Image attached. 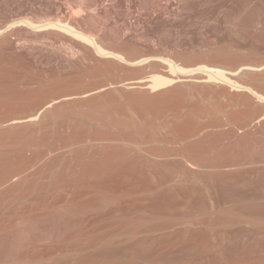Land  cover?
<instances>
[{
	"label": "rangeland",
	"instance_id": "1",
	"mask_svg": "<svg viewBox=\"0 0 264 264\" xmlns=\"http://www.w3.org/2000/svg\"><path fill=\"white\" fill-rule=\"evenodd\" d=\"M0 31V264H264V0H0Z\"/></svg>",
	"mask_w": 264,
	"mask_h": 264
},
{
	"label": "bare ground",
	"instance_id": "2",
	"mask_svg": "<svg viewBox=\"0 0 264 264\" xmlns=\"http://www.w3.org/2000/svg\"><path fill=\"white\" fill-rule=\"evenodd\" d=\"M0 33H1V31H0ZM249 68H252V69H263L264 65H262L260 67H253L252 66V67H249ZM204 70L207 72L209 78H213V79H217V78L226 79V78H228V76H227L228 72H226L225 71L226 69L224 67H222V65H219L218 63L217 64L216 63L215 64L211 63V65L209 64L207 66L205 65V69ZM229 74H230V72H229ZM200 77L204 78L205 76H200ZM173 80H174L173 78L169 79V78H166V77H163V76H156V77H154V79L152 81L153 82L152 85H153V87H156V86H159V85H163V84H165L167 82H171ZM146 81H148V80L147 79H140V80L135 81L134 83L145 84V83H147ZM258 96L262 97V95H260V94H258Z\"/></svg>",
	"mask_w": 264,
	"mask_h": 264
}]
</instances>
